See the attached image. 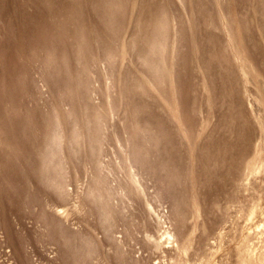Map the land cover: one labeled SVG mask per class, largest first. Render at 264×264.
Returning <instances> with one entry per match:
<instances>
[{"label": "rangeland", "instance_id": "obj_1", "mask_svg": "<svg viewBox=\"0 0 264 264\" xmlns=\"http://www.w3.org/2000/svg\"><path fill=\"white\" fill-rule=\"evenodd\" d=\"M258 1L119 0L118 22L111 31L102 23L92 0H0V264H65L59 257L58 244L42 238L45 227L39 215L41 202L63 211L60 216L71 228L93 229L104 242L96 214L87 212V208L82 210L80 201L92 173L91 164L86 159L75 160V165L68 163L67 198L42 191L30 167H26L28 159L23 158L28 148L25 141L18 140L20 124L15 123L19 116L14 120L13 112L7 110L9 100L21 113H32L37 108L34 121L40 122L38 110H45L48 104L51 107L56 98L44 79L41 60L32 58L28 49L39 46L40 41L45 43L42 40L52 37L50 33L55 38L61 36L63 40L57 41L69 47V33L76 24L85 29L95 57L93 101L111 107L101 159L119 162L112 133L120 126L122 129V118L128 132L135 127L132 106L123 96L126 76L132 72L148 81L150 96L145 100L156 112L158 122L162 121V128L169 131L171 154L182 172L183 191L189 200L188 219L181 231L189 249L181 254L162 237L166 228L173 227L168 218L170 203L152 196L157 186L154 178H148L144 196L125 198L133 237L125 242L124 249L140 259L139 264H166L172 260L184 264H238L237 247L243 235L246 242L261 250L264 235L256 227L264 223V214L248 219L253 205L264 211V9L258 8ZM144 5L164 11L170 25L168 41L171 47L174 44L167 57L173 75L167 76L161 87L140 70L129 44ZM97 38L117 56L111 73L101 56L103 51L95 45ZM61 103L59 108L69 107L67 102ZM27 107L34 108L30 111ZM8 157L15 163L18 159L22 165L11 163ZM251 163L259 169L251 172ZM119 168L110 173L112 179L125 177V170ZM22 171L31 177L32 190L39 196L30 207L24 201L26 177ZM125 226L124 220H117V237L124 236ZM154 240L160 242L159 248L154 247ZM105 249H110L106 242Z\"/></svg>", "mask_w": 264, "mask_h": 264}, {"label": "bare ground", "instance_id": "obj_2", "mask_svg": "<svg viewBox=\"0 0 264 264\" xmlns=\"http://www.w3.org/2000/svg\"><path fill=\"white\" fill-rule=\"evenodd\" d=\"M92 1L94 9L99 14L102 23L113 31L118 22L120 11L119 0ZM258 2L260 6L258 8L264 9V0ZM48 5L50 6V4ZM261 13L264 12L261 11ZM261 22H258L260 26L262 25ZM169 31V20L165 17L164 11L162 9L154 10L144 5L129 43L140 70L146 72L149 76L148 80L152 81L157 87H161L165 83L167 76L172 77L173 75L172 68L167 65L168 54L172 53L174 47V44L171 47L168 41ZM262 31L264 32V30ZM70 32L72 34L69 33V41L67 40L69 47H67L68 44L65 47L57 41V38H61V36H58V31L56 33L58 34L57 38H55L54 34L50 33L53 36L48 35L49 38L45 37L46 40H42L45 43H41L40 41L38 43L40 44L39 46L34 49H28L29 52L32 50L30 53L28 52L32 58L41 60L42 65L40 66H43V72L46 75L44 79L45 81L47 79L51 85L52 89L49 88L53 90V93H55L53 97L56 98L52 106L50 105L51 107L48 104L45 110L44 108H41V111L38 110L40 112V117H38L40 122L34 121L35 117L37 119L38 114L36 112L37 108L34 111L32 110L35 105L31 107L32 109L27 108L30 111L32 110L34 114L36 112V116L31 112L29 113L27 108H25L27 112H23L24 109H20L23 113L19 112L18 108L15 109V105L12 104L11 100H9L11 103L9 101V104L7 103L10 106H7V110L13 112L11 113L13 119L19 116L17 117L19 122H16L15 126L20 124L17 129L20 130L18 136L21 139H18L17 132L16 138L25 141L24 144H26L25 147L28 150L25 151V147H21L23 142H20L21 145L19 144V146L27 152V157L25 158V153V156L22 154L23 152L21 154L24 156V159H28L29 165L26 167H30L29 171H32L34 174L33 178H36L37 184L42 188V191L54 192L62 199L67 198L69 192L67 190L68 163L71 161L73 165L75 160L81 161L86 159L91 164L92 173L89 182L86 183V189H84V193L80 197L81 207L82 210L83 208H87V212L96 214L97 221L95 222H97V225L103 232L104 242L110 246V249L102 250L104 242L99 239L100 237H97L93 229L71 228L61 217L63 211L60 212L57 209L48 208L45 202H41L39 211L45 227V231L42 232V238L53 240L58 244L59 257L65 264H107L109 262L116 264H139L140 259L124 249L125 242L133 237V230L130 227L132 221L125 212L127 206L125 198L131 195L143 194L146 180L154 178L157 187L152 196L156 200L165 198L169 201H167L170 203L168 218L173 221V227L166 228L163 231L162 237L165 238L166 244H171L173 249L178 250L181 254H186L189 245L188 241L181 236V231L188 219L189 200L183 191L184 180L182 172H180L179 166L174 162L171 154L172 148L169 144H171L170 141L172 139L167 134L169 131L166 132L163 129L165 126L162 128V121L159 120L161 124L158 122L155 115L156 112L150 108L151 105L145 100V98L150 96L146 83L148 81L139 78L132 72H129L126 76V95L123 93V96L127 99L129 105L132 106L131 114L135 127L133 131L128 132L126 129L128 126H126L124 118L121 119L122 129H120V126L119 130L116 129L112 133V140L114 141L119 162H104L101 157L104 151L105 129L111 107H106L104 104L99 105L93 101L92 94L95 90L92 84V69L95 64V57L91 54L90 42L85 29L83 26L76 24L73 31ZM65 34L67 33L65 32ZM45 35L47 36L46 33ZM65 38L67 39V37ZM95 45L103 51L101 56L109 64V73L113 72L114 64L117 61L115 52L106 47L101 39L97 38ZM24 90L26 92V88ZM31 90L32 92L36 91ZM36 93L39 94L40 92L37 91ZM36 93L34 92L32 96H35ZM37 98L39 99V96ZM63 101L68 103L69 107L67 109L58 107L60 102L64 103ZM47 108L49 109L46 110ZM11 114L9 113V115ZM4 115H7V113ZM36 122L40 125L37 126ZM18 140H16L17 144ZM4 150L7 151V149ZM3 159L6 160L5 156ZM12 159L8 157L7 160L15 163V160ZM16 160L17 163L18 159ZM19 163L22 165L21 161ZM21 165L19 164V166ZM119 166L122 167L121 170H125V172L122 170L125 173V177H121L122 179H112L110 173L117 170ZM24 169L22 170L24 171ZM257 169H259V166L256 167L251 163V172ZM22 175H25L24 172ZM24 177H26L24 201L26 206L30 207L39 200V196L32 190V184L30 185L31 182L28 180L31 177L27 178L28 175ZM35 190L37 191V188ZM115 200H118V202L115 203ZM258 213L264 214V211L253 205L249 209L248 219L253 218ZM157 218L161 219V216ZM119 219L126 222L123 230L124 236L122 237L115 235L117 220ZM256 228L264 235V223L258 225ZM245 239L246 236L244 237L243 235L237 247L238 264H264V242L259 251L252 243L246 242ZM153 245L155 248H159L160 242L154 240ZM219 248L220 246L217 250ZM207 263L209 262L202 261L200 264ZM166 264L184 263L181 260L176 262L172 260Z\"/></svg>", "mask_w": 264, "mask_h": 264}]
</instances>
